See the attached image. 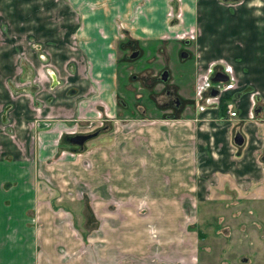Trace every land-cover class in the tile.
<instances>
[{
	"label": "crops",
	"instance_id": "1",
	"mask_svg": "<svg viewBox=\"0 0 264 264\" xmlns=\"http://www.w3.org/2000/svg\"><path fill=\"white\" fill-rule=\"evenodd\" d=\"M169 12L179 13V18L168 16ZM0 17L6 25L5 31L2 30L4 36H0V43L4 44L0 45L17 44L16 34L21 44L35 40L42 44L78 46L87 80L86 63L92 62L90 70L95 83L89 80L92 94L88 98L94 104L84 114L89 120L95 117L96 108L100 109L99 103L105 105L107 117L114 119L117 113L116 78L119 80L120 75L114 45L122 40L148 45L151 50L159 43L167 45L159 55L170 70L172 86L182 97L179 114L148 117L153 122L143 126L137 137L140 142L143 138L152 144L154 151H143L149 162L136 155L139 141L131 145L129 159L117 151L123 149L120 140L112 143L115 149L112 155L109 153L112 148L93 154L99 163L95 173H107L110 178L108 187L101 185L102 194L107 197L112 189L119 199L127 191L141 195V188L134 183L138 175L139 181H143L142 172L148 169L153 175L146 186V191H150L147 199H155L156 204L223 202L234 208L244 206L246 216L255 219L254 223L264 221V112L262 109L258 114L253 112L255 105L264 106V0H0ZM189 28L196 31L194 40L186 43L174 38L176 33ZM184 45L187 51L181 47ZM5 52L0 53L2 58L12 59V54ZM218 61L230 66L233 84L220 92L218 104L206 107L203 99L197 102L192 99L193 75L203 73L210 62ZM166 70H162L166 72L162 81L167 77ZM213 70V74L223 73L217 63ZM222 83L211 80L213 89ZM120 86L126 92L123 84ZM0 90L5 100L0 103L2 110L8 97L12 98ZM227 103L232 104L234 117L227 115ZM198 105L203 109L199 110ZM28 121L31 122L29 117H24L20 123L25 126ZM236 132L242 136L241 145L232 141ZM56 135L50 130H37L33 157L39 160L44 153V145L39 142L45 137L47 141L53 140ZM15 136L16 140L30 138L28 135L25 138L24 132L21 137ZM12 140L10 133L0 135V264H57L45 262L44 255L35 261L36 233L43 239L51 230L46 228V207L38 204L35 208L39 203L36 176ZM140 159L146 165L132 172L133 184L129 179L124 181L128 165L130 169L136 168V164L139 168ZM91 179L95 181L97 176ZM210 198L213 202H209ZM32 210L40 220L43 216L42 229L30 226ZM59 231L62 246L67 249L71 246L67 242L69 234L62 228Z\"/></svg>",
	"mask_w": 264,
	"mask_h": 264
},
{
	"label": "rangeland",
	"instance_id": "2",
	"mask_svg": "<svg viewBox=\"0 0 264 264\" xmlns=\"http://www.w3.org/2000/svg\"><path fill=\"white\" fill-rule=\"evenodd\" d=\"M0 23V36L3 37L6 25L1 17ZM14 35L17 44L0 45V53L6 50L12 54V59L7 60L0 54V88L12 98L8 97L6 105L0 109V135H13L16 151L26 159L32 175L36 176L39 203L35 208L40 204L47 209L46 228L51 232L43 239L34 232L35 261L44 255L45 262L57 264H264V221L254 223L255 219L246 216L244 206L234 208L223 202L196 205L193 201L191 205L156 204L155 199H147L150 191H146V186L153 175L148 169L142 172L143 181H139L138 175L134 183L136 188H141V195L127 191L119 199L114 197L112 189L108 190L107 197L101 192V185L108 187L110 178L107 173H95L99 163L95 162L93 154L108 148H112L109 153L115 152L111 145L120 140L123 149L117 151L129 159L131 145L140 142L137 136L141 135L143 126L153 122L148 120L149 116L179 114L182 97L172 86V78L168 76L170 70L159 55L167 45L159 43L153 50L131 40L114 45L120 75L119 80L116 78L115 122L105 121L99 128L96 121L90 124L89 120L79 118L75 125L67 128L62 123L69 122L67 120L75 115L77 119L94 103L88 98L92 94L89 80L95 81L90 70L92 62L86 63L87 80L82 68L83 54L80 56L78 46L42 44L35 40H31L34 44H21L19 35ZM181 47L187 49L186 45ZM133 53L135 55L130 57ZM162 70L167 71L163 81L160 79ZM193 77L194 82L195 74ZM173 97L178 98L176 106ZM1 102L4 104L5 100L0 96ZM209 106L214 104L206 105ZM24 117L31 121L25 126L20 123ZM40 129L57 135L60 132V138L56 135L47 141L45 137L39 142L44 145V153L38 160L32 152L37 143L36 131ZM96 129H99L96 136L81 146L70 145L63 138L65 131L88 133ZM23 132L25 138L27 135L30 138L16 140L15 135L21 137ZM141 140L136 145V155L149 162L143 151H154L152 144ZM140 161L139 168L137 164L133 169L128 165L124 181L129 179L133 184L130 175L135 174L132 172L146 165ZM94 175L97 179L92 181ZM37 215L32 210L30 226L42 229L43 216L40 220ZM60 228L69 234L67 242L71 248L62 246ZM64 256L66 258L62 259Z\"/></svg>",
	"mask_w": 264,
	"mask_h": 264
},
{
	"label": "built area",
	"instance_id": "3",
	"mask_svg": "<svg viewBox=\"0 0 264 264\" xmlns=\"http://www.w3.org/2000/svg\"><path fill=\"white\" fill-rule=\"evenodd\" d=\"M169 16L179 18V13H171L169 12ZM195 35V30L193 28H189L187 30L180 31L179 33H176L174 35L175 39L181 40V39H189L192 40ZM217 64H220V67L222 69V72L226 75V80L227 82L224 81V83L220 84L218 88H216V93L214 95H211L208 93L211 88H213V85L211 84V76L213 74V66ZM232 76H231V68L229 65L218 61V62H210L207 68L204 70L203 73L195 75V81H194V100L197 102L199 99H203L202 102L207 105V104H218L219 103V95L220 92L223 90H228L231 85H232ZM205 93V95H203ZM101 107L99 110H96L95 117L91 120H89V123H93L96 121V124L100 126L104 120H112L115 122L113 119L107 117L106 115V107L103 105V103H100ZM199 106V105H198ZM253 106V103H252ZM199 110L203 109L202 106L198 107ZM226 113L229 117H234L236 115V112L232 109V104L227 103L226 104ZM248 117H252V112L251 110L248 113Z\"/></svg>",
	"mask_w": 264,
	"mask_h": 264
},
{
	"label": "water",
	"instance_id": "4",
	"mask_svg": "<svg viewBox=\"0 0 264 264\" xmlns=\"http://www.w3.org/2000/svg\"><path fill=\"white\" fill-rule=\"evenodd\" d=\"M165 72H163L162 74V79L165 78ZM226 75L221 73V72H216L212 75V77L210 78L213 82H218V81H225L226 80ZM216 93L215 89H211L210 90V94L214 95ZM262 109V111L264 112V106H259V105H255L253 108V112L255 114H258V112ZM96 135V132H92V133H83V134H75V135H71L68 137V142L72 143V144H76L78 146H81L83 144L84 141H86L87 139L93 137ZM232 141L235 145H241L242 143V136L240 135L239 132L234 133Z\"/></svg>",
	"mask_w": 264,
	"mask_h": 264
},
{
	"label": "flooded vegetation",
	"instance_id": "5",
	"mask_svg": "<svg viewBox=\"0 0 264 264\" xmlns=\"http://www.w3.org/2000/svg\"><path fill=\"white\" fill-rule=\"evenodd\" d=\"M195 35H196V31H195ZM195 35H194V38H195ZM194 38L192 39V40H194ZM178 40V39H177ZM192 40H189V39H186V38H184V39H181V40H178V41H185L186 43L187 42H189V41H192ZM134 54V53H133ZM133 54H131L130 56H132ZM163 72H165V71H161V73H160V79H162V74H163ZM166 73V72H165ZM211 89H213V88H211ZM210 89V90H211ZM178 98H176V97H173V99H172V101L174 102V105L176 106V105H178V100H177ZM99 103V102H98ZM93 104L94 103H92V106H93ZM99 105H100V103H99ZM100 107H101V105H100ZM78 111V110H77ZM77 111H75V113L77 112ZM76 118V115H75V117H73L72 119H68L67 121H69V122H67V123H62V124H64V126L65 127H67V128H69V127H71V126H73V125H75L76 124V122H77V120L79 119V120H83V121H87V120H89V118L87 119V117H85V115H84V113H82V115H78V117H77V119H75ZM113 120H115V119H113ZM105 121H112V120H104L103 122H105ZM113 122V121H112ZM103 124V123H102ZM102 124L100 125V126H97V127H101L102 126ZM97 130H99V129H96L95 131H92V132H96V134H97ZM92 132H88V133H92ZM75 134H83V133H76L75 131H70V132H64V140L68 143V144H70V145H76V144H72V143H70V142H68V137L69 136H71V135H75ZM60 132L58 133V135H57V137H58V139L60 138ZM96 136V135H95ZM94 137V136H93ZM92 138V137H91ZM90 139V138H89ZM88 140V139H87ZM85 142V141H84ZM78 146V145H77Z\"/></svg>",
	"mask_w": 264,
	"mask_h": 264
}]
</instances>
